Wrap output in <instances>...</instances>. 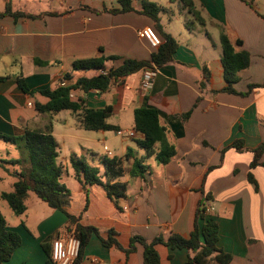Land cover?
I'll return each mask as SVG.
<instances>
[{"label": "crops", "instance_id": "0c3cea01", "mask_svg": "<svg viewBox=\"0 0 264 264\" xmlns=\"http://www.w3.org/2000/svg\"><path fill=\"white\" fill-rule=\"evenodd\" d=\"M1 1L4 9L0 11L7 5L12 7V0ZM46 1L50 4L36 11L12 7L14 11L41 15L35 19L0 18V78H5L0 81V133L20 136L26 130L51 129L59 145L57 162L63 168L65 205L59 210L45 203L48 208H44L43 201L32 199L30 209V194L27 210L20 215H25V221L8 219L0 210L8 228L21 238V245L4 264H50L46 251L50 250L52 239H63L74 231V227L70 231L67 227L68 215L99 232L91 237L82 264H145L140 243L135 244L132 252H126L131 238L138 235L151 241L172 232L188 235L204 195L212 198L209 215L219 224V248L233 257L229 264H264V166L252 169L253 153L235 149L226 151L220 164L221 150L236 139H242L248 149L264 143V86L255 88L248 96L213 94L227 85L219 45L221 27L238 50L250 54L249 67L239 73V81L234 85L236 91L246 92L251 84H264V0H194L206 21L203 31L196 25L193 29L173 25L181 16L186 21L191 15L187 11L176 13V5L169 3L173 15L162 14L160 20L165 31L179 42L173 61L156 69L149 91L141 89L143 70L112 84L105 92L84 95L89 109L112 108L106 122L115 129L98 131L84 129L71 111L39 113L36 104L48 101L39 91L57 87L76 60L116 56L118 59L105 62L104 73L120 66L125 59L150 60L155 49L139 32L147 26L154 28L155 23L135 11H93L121 8L119 0ZM132 6L141 10L142 0H132ZM238 41L241 46L236 45ZM206 67L210 79L201 89ZM81 75L76 72L75 78ZM19 78L34 95L21 90ZM145 102L159 112L177 155L165 165L155 160V165H146L144 177H131L134 161L146 157L141 156L142 149L136 143L143 136H118L116 131L135 130L134 112ZM189 111L192 112L185 123L177 118ZM72 157L83 158L97 167L102 183L123 185L124 198L116 202L103 184L87 185L77 179L70 162ZM105 157L120 161L122 177L111 179L105 174ZM6 165L16 168L13 172L4 168L13 180L4 177L0 183L13 188L17 181L14 173L21 171L22 164ZM250 173L255 182L249 180ZM37 212L40 215L30 220ZM111 231L122 249L103 244ZM156 249L160 264H186L189 257L185 249L172 250L162 244Z\"/></svg>", "mask_w": 264, "mask_h": 264}, {"label": "trees", "instance_id": "16d2710c", "mask_svg": "<svg viewBox=\"0 0 264 264\" xmlns=\"http://www.w3.org/2000/svg\"><path fill=\"white\" fill-rule=\"evenodd\" d=\"M170 1L171 3H176L178 12L187 11L191 15V18H186L185 21L187 29H193L195 23L206 26V21L202 17L201 11L196 7L194 0ZM119 3L121 8H104L103 11L94 9L93 11L111 14L135 11L152 19L155 23L154 30L161 39V44L152 53L151 59H125L120 66L110 68L107 73H104L107 70L105 62L118 59L116 56L76 60L73 62L71 70L60 79L57 87H49L39 91L42 96L48 99L45 104H36V109L39 113L57 114L63 111H71L77 115L81 126L88 131L113 130L115 127L108 125L106 122L112 115V108L89 109L85 106L84 95L91 91L105 92L112 84L129 75L146 69H160L173 61L174 54L179 48V42L174 36L165 31L160 20V15L162 14L172 16L174 13L173 8L160 5L152 0H142L141 10H136L132 6V0H119ZM83 7L88 9L86 6ZM49 14L54 15L56 13L50 12ZM5 16H11L15 19L20 17L35 19L41 15L14 11L10 5H7L4 11H0V18ZM220 31L221 61L227 85L222 90L213 91V94L225 92L248 96L255 88L263 87L264 84H251L246 92L236 91L234 85L239 81V73L249 67L250 54L245 50H238L231 43L222 27ZM236 45L241 46L242 42L238 41ZM35 63L44 66L48 65L47 62L41 61H35ZM76 72L82 73V75L75 78ZM204 72L205 81L200 84L201 89H204L210 79V72L207 67L204 68ZM4 80L5 78H0V81ZM23 81L22 78L18 79L21 90L34 95V91L29 90ZM72 95L75 97H71ZM197 103L194 107H196ZM191 112L180 114L177 118L185 123L189 119ZM134 129L143 136V138L136 140V143L145 152L146 157L134 161L130 170L131 177H144L148 169L144 163L147 158H154L157 163L165 165L177 155L176 147L168 141V130L161 124L159 112L149 107L146 102L134 112ZM0 139L17 145L22 150L20 159L0 162V166L8 162L22 164L21 171L14 173L17 181L14 183L13 191L1 194V198L8 203L14 214L20 216L26 212V203L31 193H34L39 200L46 203L49 207L63 210L66 187L61 182L63 168L57 162L59 145L51 129L48 128L45 131L26 130L20 136L0 133ZM229 149H235L238 152L250 150L253 153L251 168L253 169L260 165L264 166V162H261L264 154V143L253 149H248L242 139H236L221 150L220 164L223 163L225 153ZM102 161L106 168L105 174L109 178L117 179L123 176L124 171L119 166L120 161L118 159H107L105 157ZM70 162L76 172L77 179L84 184H103L108 196L115 199L116 202L124 198L122 192L124 186L119 183H102L100 171L97 167L90 165L83 158L72 157ZM249 180L255 182L251 173L249 174ZM211 200L212 198L209 195H204L201 198L196 209L193 230L188 235L172 232L167 237L160 234L151 241L146 240L142 236H133L126 252H132L135 250V244L140 243L144 247V263L160 264V257L156 247L162 244L172 250H187L189 257L186 264H229L233 257L219 248V224L207 211ZM68 219L67 227L69 231L74 227L73 233L80 241L79 254L71 264H82L85 250L91 237L99 235V232L94 227L81 225L79 219L75 216L68 215ZM112 235H114L113 231L110 232L109 238L102 240L103 244L108 248L116 247L117 249H122ZM55 239H59V237L56 236L52 239V245ZM20 245V236L8 228L5 217L0 211V264L7 263ZM46 252L49 256V263L53 264L52 246Z\"/></svg>", "mask_w": 264, "mask_h": 264}, {"label": "rangeland", "instance_id": "374dc122", "mask_svg": "<svg viewBox=\"0 0 264 264\" xmlns=\"http://www.w3.org/2000/svg\"><path fill=\"white\" fill-rule=\"evenodd\" d=\"M42 0H12L11 4H12V7L13 9H26V10H30V11H36V9H40L39 7H43V5H46L47 6L50 4L49 1H43L41 3ZM152 1H155L157 3H159L160 5H163V6H169L170 7V4H171V1L170 0H152ZM170 3V4H169ZM174 5H176V3H174ZM46 7V6H45ZM0 9H4V5L2 3V1L0 0ZM176 13L178 12V10L176 9L175 10ZM178 15V14H177ZM190 16V14H189ZM191 18V17H190ZM179 25L180 24V27L183 29L185 28V21H184V18H182V16L180 17V21H175L173 23V25ZM196 27H198L201 31L203 30H206V26L205 27H202L200 24L198 23H195ZM203 38H205L206 42L208 44H211L210 41V38H206L204 37L205 35L203 34L202 35ZM125 137H127L126 135H124ZM132 144L135 145L134 141H130ZM141 156L144 157L145 156V153L140 150L139 151ZM22 156V150L17 146V145H13V144H10V143H7L3 140L0 139V160L3 159L5 161L7 160H10V159H15V158H19ZM145 165H155L156 162L154 161L153 158H147L146 161L144 162ZM4 166V167H3ZM15 166H12V165H6V163H4V165H2V167H0V179L1 178H4V177H7V178H10L13 180V177H9V174L7 171H5L4 168L10 170L11 172H13L14 170H16V168H14ZM12 187H8L5 185V183L1 182L0 183V193L5 191V192H8V191H12ZM32 199L34 200H37L38 202H42L40 201L36 195L34 193H31V199L29 200V207L30 209L33 208V205H31L32 203ZM45 206L44 208H48V206L43 203ZM211 204V202H210ZM210 206V205H209ZM212 206V205H211ZM0 210L5 213L8 217V219H11V218H20V219H23L24 220V216H16L14 214V212L12 211V209L9 207L8 203L6 201H4L2 198H0ZM40 214L39 212L37 213H34L32 216H31V219L32 220L33 218L35 217H38ZM20 219H17V220H20ZM25 221V220H24ZM31 221L28 222V224L30 223Z\"/></svg>", "mask_w": 264, "mask_h": 264}, {"label": "built area", "instance_id": "2783aa9c", "mask_svg": "<svg viewBox=\"0 0 264 264\" xmlns=\"http://www.w3.org/2000/svg\"><path fill=\"white\" fill-rule=\"evenodd\" d=\"M139 36L145 39L153 49H156L161 44V39L154 30L153 27L147 26L139 32ZM157 75L156 69H146L143 73L141 81V89L143 91H149L153 87L155 77ZM71 97H75L72 95ZM118 136H128L135 138L137 132L135 130H118L116 131ZM208 213L210 208H208ZM80 250V241L73 234L69 233L63 239H55L52 245V262L53 264H71L78 256Z\"/></svg>", "mask_w": 264, "mask_h": 264}]
</instances>
